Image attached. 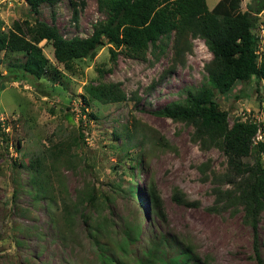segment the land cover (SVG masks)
<instances>
[{
  "label": "rangeland",
  "instance_id": "1",
  "mask_svg": "<svg viewBox=\"0 0 264 264\" xmlns=\"http://www.w3.org/2000/svg\"><path fill=\"white\" fill-rule=\"evenodd\" d=\"M217 1L205 0L207 8ZM249 2L240 0V9ZM34 18L54 24L65 38L87 37L105 13L98 10L97 0L42 4L38 14L25 0H0V34L14 21L22 24ZM252 31L259 50H264V10ZM190 41V51L176 62L168 43L157 57L150 49L144 59L119 51L114 60L109 44L103 43L94 57L76 59L67 69L55 60L50 42L41 40L38 45L48 64L39 79L23 71L25 52L0 49V264H101L80 217L72 231L61 234L49 221L60 220L59 197L50 208L45 198L33 200L27 192L38 160L42 170L60 175L70 198L84 184L95 185L111 234L119 235L123 223L139 225V238L125 252H113L115 264H175L187 247L192 262L197 258L209 264H264V209L253 228L243 221L236 200L227 198V207L215 204L212 171L226 168L223 153L212 146L201 149L191 140L190 125L153 114L176 100L184 86L205 81L204 64L212 55L201 38ZM98 83H117L126 99L101 103L90 98L84 86ZM213 99L228 112L229 123L261 122L264 139V81L252 75L225 94L215 91ZM114 135L128 136L132 148H112L111 143L119 142ZM73 138L77 142L67 161L50 156ZM254 153L253 148L243 161L252 163ZM129 157L139 164L131 168ZM260 160L264 166V151ZM150 186L163 217L148 195ZM175 188L195 204L174 202ZM132 189L140 201L132 197Z\"/></svg>",
  "mask_w": 264,
  "mask_h": 264
},
{
  "label": "trees",
  "instance_id": "2",
  "mask_svg": "<svg viewBox=\"0 0 264 264\" xmlns=\"http://www.w3.org/2000/svg\"><path fill=\"white\" fill-rule=\"evenodd\" d=\"M25 1L29 9L38 14L40 5L52 6L59 0ZM240 5V0H218L213 8L208 9L205 0H97V8L105 13V18L93 23L87 37L65 38L54 24L34 18L33 22L25 20L22 24L14 21L8 32L0 34V49L25 52L23 71L39 79L48 64L38 45L41 40L50 42L58 63L72 69L74 60L94 57L96 49L103 43L109 44L112 60L119 51L128 57L144 59L149 49L157 57L168 43L173 50L172 61L176 62L190 51V38H201L212 55L204 64L205 81L197 87L184 86L176 100L166 103L153 114L190 125L191 140L197 142L201 149L212 146L223 153L226 168L220 173L212 171L215 204L224 202L221 207H227V198L231 202L236 200L243 208V221L255 228L264 209V166L260 160L264 140L254 142L257 132L262 130V123L247 119L229 123L228 112L213 99L215 91L225 94L252 75L258 81H264V50H259L258 37L252 31L257 27L258 14L264 10V0H251L245 10H241ZM84 89L90 98L101 103L126 99L117 83L87 84ZM256 91L259 92L258 87ZM83 101L87 102L85 97ZM116 137L119 142L117 145L111 143L112 148L124 151L132 148L128 136L121 138L114 135ZM76 142L73 138L56 151H50V156L57 162L67 161L73 155L72 143ZM253 148L254 161L244 162L243 159L251 154ZM129 160L131 168L140 161L130 157ZM39 163L38 160L37 167L32 168L29 175L32 187L27 192L33 200L45 198L50 208L56 207L53 205L57 204L56 198L59 197L60 220L50 218L51 225L62 231L61 234H66L70 229L72 231L76 218L80 217L100 263L115 264L113 252H125L139 238V225L134 228L123 223L119 235L111 234L110 218L102 212L101 197L97 195L94 184L86 183L82 188L75 189V197L70 198L60 175L56 171L42 170ZM132 176L143 180L140 173ZM130 192L134 199L141 200L134 189ZM148 195L157 209V215L163 217L159 198L152 186ZM171 198L176 203L195 204L177 188ZM188 250L187 247L182 252L183 256L178 261L174 259V263L209 264L197 258L192 262Z\"/></svg>",
  "mask_w": 264,
  "mask_h": 264
},
{
  "label": "built area",
  "instance_id": "3",
  "mask_svg": "<svg viewBox=\"0 0 264 264\" xmlns=\"http://www.w3.org/2000/svg\"><path fill=\"white\" fill-rule=\"evenodd\" d=\"M258 140H264L262 139V136H261V133L260 132H257L255 138H254V142L258 141Z\"/></svg>",
  "mask_w": 264,
  "mask_h": 264
}]
</instances>
